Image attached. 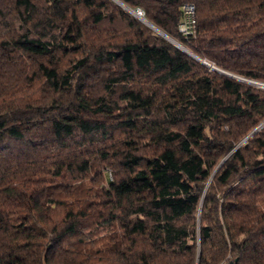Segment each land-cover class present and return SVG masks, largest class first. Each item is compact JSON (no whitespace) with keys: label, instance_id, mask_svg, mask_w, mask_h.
<instances>
[{"label":"trees","instance_id":"1","mask_svg":"<svg viewBox=\"0 0 264 264\" xmlns=\"http://www.w3.org/2000/svg\"><path fill=\"white\" fill-rule=\"evenodd\" d=\"M119 1L212 67L115 0H0V264H264V87L219 71L264 83V0Z\"/></svg>","mask_w":264,"mask_h":264},{"label":"built area","instance_id":"2","mask_svg":"<svg viewBox=\"0 0 264 264\" xmlns=\"http://www.w3.org/2000/svg\"><path fill=\"white\" fill-rule=\"evenodd\" d=\"M194 27H195L194 5L191 3H185L182 6V18L178 23V30L184 37H187L194 33ZM257 85L260 87H264V83L262 82H257Z\"/></svg>","mask_w":264,"mask_h":264},{"label":"water","instance_id":"3","mask_svg":"<svg viewBox=\"0 0 264 264\" xmlns=\"http://www.w3.org/2000/svg\"><path fill=\"white\" fill-rule=\"evenodd\" d=\"M119 5H121L122 7L126 8L128 11L132 12L130 10V8H127L126 6H124L123 4H121L119 2V0H115ZM133 13V12H132ZM143 22H145L148 26H150L151 28H153L155 31H157L159 34L163 35L164 37H166L167 39H169L173 44H175L177 47H179L180 49H182L184 52H186L187 54H189L190 56L194 57L195 59H197L198 61H201L202 63L206 64V65H210L209 63H207L205 60L197 57L196 55L192 54V52H190L187 48H185L183 45H181L180 43H178L177 41H175L174 39H172L171 37H169L168 35H166L163 31H161L160 29H158L157 27L153 26V24H151L149 21H147L146 19H141ZM212 67V65H210ZM214 67V66H213ZM215 68V67H214ZM217 69V68H215ZM218 70V69H217ZM220 72L226 74V75H229V76H232L234 78H237V79H240V80H245V81H250V80H246L244 78H241L239 76H236V75H233V74H230L228 72H224V71H221L219 70ZM251 83L253 84H256L257 85V82L256 81H250Z\"/></svg>","mask_w":264,"mask_h":264},{"label":"bare ground","instance_id":"4","mask_svg":"<svg viewBox=\"0 0 264 264\" xmlns=\"http://www.w3.org/2000/svg\"><path fill=\"white\" fill-rule=\"evenodd\" d=\"M121 4H122V2L121 1H119ZM124 5V4H123ZM125 6V5H124ZM127 7V6H126ZM128 8V7H127ZM132 12H134L139 18H141V19H144L145 20V18L143 17V15H142V11L139 9H136V10H132V9H130ZM154 26V25H153Z\"/></svg>","mask_w":264,"mask_h":264},{"label":"rangeland","instance_id":"5","mask_svg":"<svg viewBox=\"0 0 264 264\" xmlns=\"http://www.w3.org/2000/svg\"><path fill=\"white\" fill-rule=\"evenodd\" d=\"M139 10V9H138ZM130 12V11H129ZM130 13H132V12H130ZM133 15H135L138 19H140L141 20V18H139L134 12L132 13ZM242 78V77H241ZM245 79V78H244ZM246 80H248V79H246ZM242 81H245V80H242ZM250 81H252V80H250ZM249 81V82H250ZM246 82H248V81H246ZM253 82V81H252ZM251 83V82H250Z\"/></svg>","mask_w":264,"mask_h":264}]
</instances>
